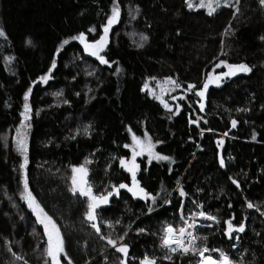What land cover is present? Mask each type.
<instances>
[{"label":"trees","instance_id":"trees-1","mask_svg":"<svg viewBox=\"0 0 264 264\" xmlns=\"http://www.w3.org/2000/svg\"><path fill=\"white\" fill-rule=\"evenodd\" d=\"M116 2L119 18L101 52L109 63L101 64L71 38L83 32L88 42L98 39L113 0H0V29L7 36L0 37V264L47 260L43 226L20 198L23 157L13 139L30 87L26 179L62 232L72 264H120L121 259L140 264L145 255L156 264H199L196 254L173 255L161 247V237L165 225L178 229L181 215L189 218L200 210L218 222L208 220L197 231L203 238L198 245L224 251L233 264H264V8L258 0H239L237 8L221 7L210 16L188 9L184 0ZM141 34L147 41L140 40ZM64 40L71 43L57 53ZM54 56L56 67L49 73ZM221 60L245 63L251 71L222 78L202 114L200 98L187 86L199 90L207 73L226 71L215 67ZM45 74L49 79L41 82ZM169 77L181 85L175 96L188 94L172 111L141 90L148 80ZM177 105L179 112L173 114ZM145 132L156 151L171 158L136 161L137 179L155 203L119 190L98 214L97 233L85 219L87 197L70 191L71 169L87 168L96 195L113 185H131L119 158L130 160L131 150L124 145L131 144L132 134L143 138ZM248 202L255 207L249 209ZM228 220L234 226L244 223L239 239L236 233L231 239L224 235ZM125 232L118 244H127V257L101 239ZM206 255L219 258L216 252Z\"/></svg>","mask_w":264,"mask_h":264},{"label":"snow or ice","instance_id":"snow-or-ice-1","mask_svg":"<svg viewBox=\"0 0 264 264\" xmlns=\"http://www.w3.org/2000/svg\"><path fill=\"white\" fill-rule=\"evenodd\" d=\"M185 5L188 9H206L208 15H212L217 8L221 7L220 0H200L198 4H193L191 0H184ZM238 2V0H237ZM259 5L264 8V0H258ZM223 7H229L228 0H223ZM120 9L117 5L116 0H113V7L111 11V15L108 16L106 24L103 26V32L99 36L98 39H95L92 42H88L85 38V34L83 32L79 33L77 36L72 37L73 40H79V42L83 45L84 51L95 57L101 64H108L109 62L105 59L104 55H101V52L105 49L107 43H108V33L110 28L113 24H115L118 21L119 18ZM89 31H94V29H89ZM0 37H3L4 39H7V36L3 29H0ZM148 37L141 34L140 40L141 41H147ZM261 40H264V36L260 37ZM25 43L27 45H31V40H26ZM68 40L62 41L63 44H67ZM138 47H142L143 44H138ZM61 48L58 47L56 49L57 53L60 52ZM13 57H5V61H11ZM56 66V60L55 56L53 57L51 67L48 69V72L50 73L53 68ZM223 66L226 71H222L218 74H213V72L207 73V79L205 80L203 87L199 90H196V85L189 84L187 86L188 90H195L196 96L201 98V101L204 98L205 90L208 88L209 84H218L222 78H230L232 76L237 75L238 73H249L251 71V68L245 64H230L226 61H219L215 65L216 68H219ZM117 71H119V68H117ZM41 82H46L49 79V76L45 74L44 76H41L40 78ZM147 84H145V88H147ZM157 87L160 89L159 93L154 92L153 90L149 89L148 94L152 96L153 98L159 100V102L169 111H172L169 108V105L162 99V95L167 93L169 91V88L172 90L176 88H180L181 85L173 80L171 77L166 78L163 83L157 84ZM31 87L24 93L23 99H24V107L23 111L20 113L21 121L20 126L16 128V136L13 138L14 142L16 144L17 150L21 153V155L24 157L23 162L20 164V169L22 173V184H23V191L20 193L21 199L24 200L28 206V208L31 210L32 214L36 218V223L43 226L44 229V235L47 238V245L44 249L45 256L51 261V264H61V257L63 260L67 261V264H72V261L68 258L65 247H64V240L61 236L60 230L57 227L56 222L53 220V218L44 210V208L40 205V203L36 200V198L33 196L32 192L29 190V185L27 182L26 177L23 175V171L25 169L26 164L28 163L27 160V143H26V130L30 126L26 123L30 119L29 113H30V106L28 104L29 100V94L31 92ZM144 91V89H141ZM55 95H60V93H56ZM173 100L176 99V97H172ZM180 99H184L183 96L180 97ZM67 103V101H65ZM200 110L203 111L204 104L200 103L199 105ZM237 111H240V109H237ZM244 111H247V109H244ZM179 112V105L176 106V111L173 114H176ZM171 118V117H169ZM190 123H195V121H191ZM237 121L232 120L231 124L233 127L236 126ZM129 131H131L129 129ZM85 135L88 133L87 126L84 129ZM256 138L255 133H253L252 139L254 140ZM131 144H125V148H129L131 150V159L126 160L125 158L121 157L119 158V165L122 169H124L126 172H128L131 175V185L126 183H120L119 185H113L111 187V190L96 195L93 192L92 187L88 184V181L86 179L88 175V170L85 166L81 165L79 167H72V176H71V185L70 191L75 194L76 192H79V195L82 197H87L88 203H87V210L85 212V219L89 222H91V227L96 230L97 233H100V227L95 223L97 216H96V210L99 209L102 205H106L109 202V198L112 197L114 194H118L120 189H126L131 195L135 197H139L142 200H151L153 203H155V196L147 192L141 185L139 180L137 179V171L139 170V165L136 163V158L138 156L147 155L149 162L151 160L156 159L157 161H170L171 158L162 155L158 152L154 151L155 144L153 143L151 137L147 134V132L144 133L143 139L141 137L136 136L135 134L131 135ZM156 144L160 143V141H156ZM222 143V141H218V144ZM86 163H90V161L86 160ZM220 167H225L224 160L220 159ZM230 180H232V183L235 184L239 188V184L236 180L229 177ZM179 185V181L177 182ZM179 195L181 197H184L186 193L183 191V189H179ZM195 203V201H193ZM247 207L249 209H252L255 207L251 202L247 203ZM197 209H202V205L196 204ZM152 209L149 208V211ZM257 211L259 209L257 208ZM261 215H264V212L261 213ZM199 219H205L210 220L213 222H218L217 218L215 216L207 214L205 211H194L190 213V218L185 219L183 216L182 219V226L178 229L175 228L173 225H165L162 229V237H161V247L166 248L169 252H181L182 254L187 253H193L200 257L199 264H233V261L230 259V257L222 250L219 249H208L206 246H200L198 245L197 241L203 239L202 237H199L195 234V229L197 227V220ZM119 223V221H117ZM224 224L226 225L224 230V235L227 236L229 239L232 238V234L236 233V238L239 239V233H243L245 231V225L243 222H241L238 226H234L230 220L224 221ZM111 227V224L108 225ZM211 225H209L210 227ZM138 231L143 232V229H138ZM127 235L125 232L123 235H120L116 237L115 239L112 238H106L101 237V239H107V243L109 246L113 247L117 253H121L124 257H127L128 255V246L126 243H119L118 241H123L124 237ZM233 248L236 247L235 244L232 245ZM209 252H216L218 253L219 258L215 259L212 255H206V253ZM165 258L170 259V256H166ZM17 259H20V257H17ZM45 264H48V261H45ZM120 264H126V261L124 259L120 260ZM140 264H156L155 258L149 257L148 255H145L141 260Z\"/></svg>","mask_w":264,"mask_h":264},{"label":"rangeland","instance_id":"rangeland-1","mask_svg":"<svg viewBox=\"0 0 264 264\" xmlns=\"http://www.w3.org/2000/svg\"><path fill=\"white\" fill-rule=\"evenodd\" d=\"M191 2L195 5V4H198L199 2H200V0H191ZM220 3H221V7H223L222 5H223V0H220ZM228 4L231 6V8H237L238 7V5H239V0H238V2H237V0H228ZM221 7H219V8H217V10L214 12V13H216ZM193 11H196V10H205L206 12H207V10L206 9H192ZM213 15V14H212ZM108 38H109V34H108ZM75 41H77V42H79V40H75ZM69 43H71V41H69L67 44H63L62 46H61V50H60V52L63 50V48L64 47H66ZM56 67V66H55ZM54 69V68H53ZM215 69V68H214ZM88 71H89V73H93L94 72V68L93 67H88ZM158 82L159 83H163V81H155V80H153V79H151V80H148V82L146 83L147 84V88H145L144 87V91H146L147 93H148V90L149 89H151V90H153L154 92H157V93H159V91H160V89L157 87V84H158ZM178 90H179V88H176V89H174V90H172L171 88H169V91L167 92V93H165V94H163L162 95V99L169 105V108L171 109V110H173L174 109V105L173 104H176L177 103V101H178V99H180V97L181 96H183L184 97V100L186 99V97H187V93H184V95L183 94H180V96H175L176 94H177V92H178ZM152 97V96H151ZM172 97H176V99L175 100H173L172 99ZM153 98V97H152ZM155 99V98H154ZM157 100V99H156ZM183 100V99H182ZM157 101H159V100H157ZM164 107V106H163ZM165 108V107H164ZM168 110V109H167ZM15 136H16V134H15ZM14 136V137H15ZM137 136V135H136ZM138 137H140V136H138ZM142 138V137H141ZM143 139V138H142ZM221 141V140H220ZM26 143H27V149H28V137H27V132H26ZM223 146H224V143H223V141H222V143H220V151H222V149H223ZM17 148V147H16ZM154 151L155 152H157L156 151V149L154 148ZM143 156H146L147 157V155L145 154V155H142V156H138L137 158H136V161H137V159H139L140 157H143ZM23 157V156H22ZM23 159H24V157H23ZM151 162H159V161H157L156 159H153V160H151ZM26 167H27V164H26V166H25V169H24V171H23V175H24V177H26ZM86 179H87V177H86ZM23 191V184L21 185V188H20V193ZM76 193H79V192H76ZM20 198H21V196H20ZM22 200V199H21ZM22 202L26 205V207H27V209L31 212V210L28 208V206H27V204H26V202L24 201V200H22ZM32 213V212H31ZM35 217V216H34ZM207 221L208 220H206V222H205V225H206V223H207ZM58 227V226H57ZM60 230V229H59ZM60 233H61V236H62V238H63V240H64V237H63V235H62V232L60 231ZM46 242H47V238H46ZM64 247H65V241H64ZM65 252H66V250H65ZM67 254V253H66ZM68 256V255H67ZM62 257H61V264H64L63 262H62ZM47 261H48V264H51V261L47 258ZM65 262H67V261H65Z\"/></svg>","mask_w":264,"mask_h":264},{"label":"water","instance_id":"water-1","mask_svg":"<svg viewBox=\"0 0 264 264\" xmlns=\"http://www.w3.org/2000/svg\"><path fill=\"white\" fill-rule=\"evenodd\" d=\"M82 46H83V45H82ZM237 75H238V74H237ZM237 75H235V76H237ZM235 76H232L231 78H234ZM216 87H217L216 84H209L208 88L205 90V95H204V98H203L202 101H201V98L199 97V98H200V103H203V104H204V109H203V111L200 110L202 114L205 113L206 105H207V99H208V96H209V93H210L211 89L216 88ZM200 103L198 104V107H199ZM199 109H200V107H199ZM228 134H229V133H228ZM226 136H228V135H226ZM120 190H121V191H126V189H120ZM118 193H119V192H118ZM116 195H117V194H114L112 197L109 198V202H108V204H106V205H102L99 209L96 210V216H98V214H99L100 212L105 211V210H107V209L110 207V205H111V203H112V201H113V199L115 198Z\"/></svg>","mask_w":264,"mask_h":264},{"label":"built area","instance_id":"built-area-1","mask_svg":"<svg viewBox=\"0 0 264 264\" xmlns=\"http://www.w3.org/2000/svg\"><path fill=\"white\" fill-rule=\"evenodd\" d=\"M183 215H181L182 217ZM184 217V216H183ZM185 219H189L184 217ZM206 220L205 219H199L197 220V227L195 229V234L197 233L198 230H200L204 225H205ZM173 255H179V256H184V255H188V254H192V253H187V254H182L181 252L177 251V252H170Z\"/></svg>","mask_w":264,"mask_h":264}]
</instances>
